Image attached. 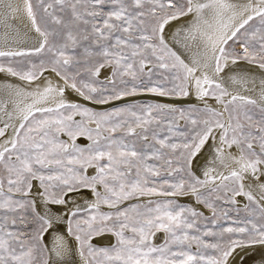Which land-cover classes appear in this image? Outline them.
<instances>
[{"label":"snow or ice","instance_id":"snow-or-ice-1","mask_svg":"<svg viewBox=\"0 0 264 264\" xmlns=\"http://www.w3.org/2000/svg\"><path fill=\"white\" fill-rule=\"evenodd\" d=\"M257 252L264 0H0V264Z\"/></svg>","mask_w":264,"mask_h":264},{"label":"bare ground","instance_id":"bare-ground-1","mask_svg":"<svg viewBox=\"0 0 264 264\" xmlns=\"http://www.w3.org/2000/svg\"><path fill=\"white\" fill-rule=\"evenodd\" d=\"M153 98H155L156 100L157 99H161V98H157V97H153ZM161 239H162V235L161 234H158L157 242H160ZM107 242H108L107 241V238L105 240H98L97 241L98 244H106ZM259 255L260 254L258 252L255 255L250 254V259L246 262V264H258V262H259Z\"/></svg>","mask_w":264,"mask_h":264},{"label":"water","instance_id":"water-1","mask_svg":"<svg viewBox=\"0 0 264 264\" xmlns=\"http://www.w3.org/2000/svg\"><path fill=\"white\" fill-rule=\"evenodd\" d=\"M142 100H151V101H153V100H156L155 98H153V97H151V96H145V97H143V98H141Z\"/></svg>","mask_w":264,"mask_h":264},{"label":"rangeland","instance_id":"rangeland-1","mask_svg":"<svg viewBox=\"0 0 264 264\" xmlns=\"http://www.w3.org/2000/svg\"><path fill=\"white\" fill-rule=\"evenodd\" d=\"M142 102H152L151 100H142ZM186 106V105H185ZM162 235V239H161V241L163 240V234H161ZM160 241V242H161Z\"/></svg>","mask_w":264,"mask_h":264}]
</instances>
